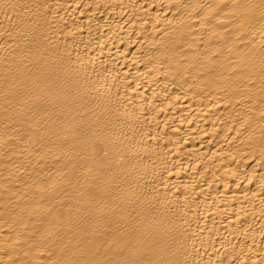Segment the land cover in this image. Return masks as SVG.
Returning a JSON list of instances; mask_svg holds the SVG:
<instances>
[{"label":"bare ground","instance_id":"6f19581e","mask_svg":"<svg viewBox=\"0 0 264 264\" xmlns=\"http://www.w3.org/2000/svg\"><path fill=\"white\" fill-rule=\"evenodd\" d=\"M0 264H264V0H0Z\"/></svg>","mask_w":264,"mask_h":264}]
</instances>
